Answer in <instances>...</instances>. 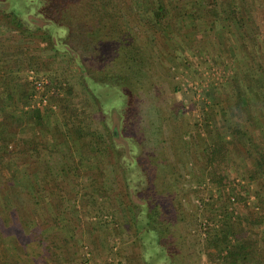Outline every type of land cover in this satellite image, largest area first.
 <instances>
[{"label": "rangeland", "instance_id": "obj_1", "mask_svg": "<svg viewBox=\"0 0 264 264\" xmlns=\"http://www.w3.org/2000/svg\"><path fill=\"white\" fill-rule=\"evenodd\" d=\"M58 1L74 4L70 23L61 24V29L53 26L54 19L46 10ZM117 1L127 13H137V17L125 12L121 13L126 16L118 15L149 53L138 73L133 68L120 75L113 60L107 58V23L113 20L107 18L106 8L99 15L106 27L100 21L94 27L91 15L96 4L102 7L101 0L1 3L6 8L0 9V134L4 137L0 141V228L7 237L0 235V264H32L41 250L29 238V231L44 222L51 225V217L57 225L42 233L60 232L71 241L69 254H73L68 263L55 264H166L164 251L153 246L156 243L148 249L156 255L140 256L139 248L150 233H137L135 226L139 215H147L149 210H153L149 214L156 211L155 221L159 220L167 235L165 242L178 240L183 264H213L206 255L205 234L200 231L210 206L216 209L230 198L235 209L228 206L229 213L249 221L250 217L264 218L259 183L248 178L253 147L242 142L236 149L232 147L221 165L223 187L214 185L211 172L199 167L209 143L200 124L207 118L210 137L215 139V126L227 125L232 116L228 108L235 107L231 79L236 76L237 83L247 85L249 77H243L249 72L247 67L264 63V0H244L251 6V28L261 46L255 53L253 40L247 43L255 57L251 61L249 51L241 52L238 42L231 40L235 31L219 23L209 30L189 18L193 0L175 4L179 8L173 10L167 6L171 0H164L174 23L165 35L173 38L167 45L142 26L145 13L139 0L134 6L129 0ZM209 4L211 0L202 2L206 10ZM134 17L139 21L133 22ZM46 30L56 50L44 40ZM30 72L33 79L47 83L35 93L44 97L46 107L38 105L35 94L27 96L35 90L29 89ZM121 80L135 88L126 111L123 96L111 83ZM13 90L20 99L16 112L10 106ZM21 93L25 97L20 98ZM208 95L214 102L206 100ZM2 106L6 108L3 113ZM38 108L50 110L42 133L28 120L30 111ZM255 108L237 111L233 121L264 149V112L256 113ZM9 116L18 122L5 118ZM74 126L79 135L74 134ZM29 138L41 139L43 145L25 158L1 160L5 147L15 153L14 143ZM95 166L103 178L90 182L95 176L90 170ZM97 188L102 189L99 194L94 192ZM231 193L249 198L236 203ZM251 229L260 238L262 249L264 224ZM24 243L27 256H23Z\"/></svg>", "mask_w": 264, "mask_h": 264}, {"label": "trees", "instance_id": "obj_2", "mask_svg": "<svg viewBox=\"0 0 264 264\" xmlns=\"http://www.w3.org/2000/svg\"><path fill=\"white\" fill-rule=\"evenodd\" d=\"M2 1L3 0H0V9H3V11H5L6 5L1 4ZM7 1L8 0H4V2ZM101 1L103 4L102 7H100L98 4H96V6L94 5L95 7H93L94 9L91 15L93 16L92 21L93 23H95L93 24L94 27H97V24L100 22H103V26H101L102 28L106 27L104 19L100 18L99 16L100 14H104L106 12H104L106 8L107 18L113 20L110 21V24L109 22L107 23V29L109 31V33H107V46L109 47L107 58H111L113 60L112 64L116 66L114 67L115 72H118L120 75H124L125 72L129 73V70L133 68H136V73L140 72L141 68H144L143 62L147 59L146 57L147 55H149V53L147 49L145 47L143 48L142 44L137 42L136 39L129 33V30L122 25L121 20L123 17H119L118 15L120 13L126 16L128 13H131L132 15L137 17V13H135L133 10V12L129 11L127 13V8H120L119 4H117V0ZM135 1L137 0H129L130 6L133 5V3H136ZM184 1L186 0H171V3H167V6H169L170 4V6H172V10L178 9L179 7H176L175 4H182L184 3ZM193 1V7L191 5L192 2L189 4V8H191V11H188V13L186 12L187 15L191 14L189 17L191 20H195L197 23L201 24L204 23L205 26L209 28V30L214 28L216 24L219 23L223 27L227 26L228 30L232 32L235 31V35H232L233 38H231V40H234V42H238V47L243 50L241 52L249 51V61H251V59L254 60V53H252V51L250 52V49H247V43L253 40V44L256 49L255 53L256 51L259 52L261 46L257 41V36L254 37V31L251 28L253 24L251 6L245 4L244 0H211L212 5L209 4V8H207L206 10L202 6L203 0ZM217 1H219L218 4ZM138 3L136 4H138V6H141V8H144L145 13V19L142 22V26L147 28L148 31H151L153 35L157 34V36H159L160 38L159 40L163 39V43L166 42L165 45L172 42V37L169 38L165 36L166 32L169 31L168 28L172 30L174 28V23L170 16L172 10H168L166 4L164 3V0H139ZM130 6H128V8H130ZM46 10L50 13L52 19H54L53 26L56 29H61L63 28V25L61 24H64L66 26V22L68 24L70 23L71 20L69 16L74 11V4L72 2H64L63 4H60V2L58 1L57 5L52 4L48 6ZM121 12H125L127 14H123ZM136 21L139 20L134 17L133 22ZM127 23L130 24V22ZM39 31L41 30L39 29ZM167 33L170 34L169 32ZM44 36V40H49V46H52L53 49L56 50L55 45L50 43L51 34H49L47 30L45 31ZM141 38L143 39V36ZM62 43L66 44L65 39H62ZM163 43L161 41V46H163ZM62 45L64 46V44ZM236 48L233 47V49ZM234 54L235 53H233L232 55L234 56ZM258 65V67L250 65L247 67L249 72H246V74H244L243 76L246 79H248L249 77V83L247 85L237 83L238 78L236 76H233L234 80L231 79L234 86L233 93L235 94L234 97L236 99L235 107L232 106V108H228L232 113V116L227 120V125L223 123L222 125L215 126L218 130L215 131V139H211L210 137L211 130H209L208 119H204V123L200 124V126L204 128V131L208 136L207 139L209 140V143L206 147L207 149L204 151L203 162L199 165V167L203 168L208 173L211 172L210 180L214 183V185H216L217 187H223L224 177L220 174L221 165L226 162L228 156L230 155L232 147L235 149L237 148L236 144L238 142H242L243 146H246L244 144H248L253 147L254 153L253 158L251 159V170H248L250 171V173L248 174V178L250 181H256L257 183H259V194H261V197L264 198V149L260 144L253 143V141L246 136L241 127L235 121H233V114H235L237 111L247 110L246 108L252 105L256 107V113L258 112V110L264 112V63L261 62ZM255 75V78L252 77ZM111 83L118 90L119 94L123 96V100L126 105L125 111L127 109L129 110L131 102L130 96L135 91L133 84L128 81L123 82L122 80L117 82L114 81ZM29 86V89L31 88L33 90V85L29 84ZM15 92V90L10 92L9 98L11 103L10 106H12V110L16 112V101H20V99H16L17 97H14ZM66 92L69 93L70 89L66 90ZM35 93L36 91L34 90V92L32 93L29 92L27 96L29 97V95H34ZM22 95L20 96V98L25 97V95ZM206 100H209V102H214L212 95H208ZM3 108L4 106H2L1 109L2 113L5 112L4 110H6V108ZM43 110L40 108L33 109L28 114V120L30 124H32L34 128H38L40 133L44 131L47 114L50 111ZM5 118L11 119V121L13 122H18V119L14 116ZM19 124L22 125V122L20 121ZM76 129L77 127L74 126V134L79 135V132L75 131ZM4 131L6 130H2V132ZM75 137L77 138L76 135ZM2 140H4V137L0 134V141ZM42 145V140L37 138L18 140L14 143V148H16L15 153L11 149H7V147H5V151L3 156H1V160L6 159L5 161H7L10 158H25L29 155L30 151H36L38 147ZM9 150L11 152H9ZM94 168V171L90 170L92 174L95 175L90 182H96V177L100 179L103 178L102 174L98 170V166H95ZM99 190L101 191L102 189L97 188L94 190V192L99 194ZM230 195L233 196L231 200L235 201L236 203L244 202L249 198L248 195H245V197H235L232 193ZM220 196L221 194L219 195V198H221ZM228 197L230 196L228 195ZM257 198L261 199L259 195ZM228 201V204H222L216 209H213L210 206V210H208L209 213L204 220L205 223L202 224V226H204V229H200V231L205 234L203 241L205 242L206 255L208 257V260L213 264H264V247L262 249L259 248L260 238L257 239V234L251 229V226H256L257 228H259L264 224L263 216L261 215L256 218L250 217L251 220L249 221L247 217H242L239 214L233 215L231 212L229 213L228 206H232L231 208L232 210H234V204H232L230 198H228ZM148 202L150 205L151 201L148 200ZM150 211L153 210H149V213ZM149 213L147 215L141 213L139 215L140 225L139 223H137V226H135V228L137 229V233H150V238H147L146 242L144 240V237L143 239H141L145 242V244L143 247L141 246L139 248V250L142 249L140 250V256H147V254L151 256L156 255L153 253V251L150 254L148 252L151 243H156V245L153 246H159L160 252L164 251L165 261L163 262H165L166 264H183V262H181L182 256H180V252L182 249H180L179 247L178 240L175 238L171 239L172 241L170 240L169 243L165 242L167 235L164 234L163 230H161V228L159 227V220L157 219L155 221L154 216H156L157 214L156 211H154L153 213L151 212V214ZM48 217H50V215ZM50 220L51 225L49 221L44 222L43 226H35V228H32L29 231V238L33 240V242H36L41 250L40 255L36 257V260L32 264H48V261L51 264H55L63 260L68 263L73 256V254H69V242L71 241L61 235L60 232L52 230L50 234L42 233L43 229L51 228V226L57 225L56 218L51 217ZM152 224L156 226H152ZM44 226L45 228H43ZM139 227H141V229H139ZM0 235L3 238L7 237L6 231L1 228ZM162 241H164V243ZM25 246L26 244L24 246L22 245L24 252L23 256L28 255L26 254ZM136 249H138L137 245ZM256 253L257 255H255Z\"/></svg>", "mask_w": 264, "mask_h": 264}, {"label": "built area", "instance_id": "obj_3", "mask_svg": "<svg viewBox=\"0 0 264 264\" xmlns=\"http://www.w3.org/2000/svg\"><path fill=\"white\" fill-rule=\"evenodd\" d=\"M33 77V72H30L29 73V78H31L30 79V83L33 85V87H34V89H35V91H36V93H39V92H41L42 91V89L44 88V86H46V82L45 83H43V81L42 80H35V79H33L32 78ZM33 98H34V100H38V105H41L42 104V106H44V107H46V100L45 99H43L44 97L43 96H37L36 94L33 96Z\"/></svg>", "mask_w": 264, "mask_h": 264}]
</instances>
